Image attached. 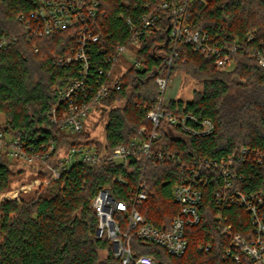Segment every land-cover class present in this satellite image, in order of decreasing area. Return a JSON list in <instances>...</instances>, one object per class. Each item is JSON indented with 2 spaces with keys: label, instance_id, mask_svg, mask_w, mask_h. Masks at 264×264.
<instances>
[{
  "label": "trees",
  "instance_id": "1",
  "mask_svg": "<svg viewBox=\"0 0 264 264\" xmlns=\"http://www.w3.org/2000/svg\"><path fill=\"white\" fill-rule=\"evenodd\" d=\"M89 1L99 3L105 21L101 30L111 42L129 44L132 32L127 19L138 24L145 15L157 16L152 34L139 43L141 68L130 67L121 88L111 89L103 102L104 139L92 141L101 150L111 153L136 137L142 126L151 129L148 112L156 109L161 96L157 78L168 75L173 80L177 74L201 88L193 92L191 101L171 99L166 112L209 119L215 131L195 137L167 132L163 124L157 129L156 150L185 160L228 157L243 146L264 150V70L250 56L264 42V0H194L185 12V24L192 32L209 37L212 46L217 44L222 51L237 47L231 72H219L215 56H206L192 44L173 42L172 9L184 0ZM164 3L168 8H163ZM31 7L30 0H0V40L17 38L8 48H0V117H4L0 132L38 146L32 139L39 136L41 142L49 141L48 114L77 75V65L54 64L56 57L71 54L77 33L72 29L29 41L19 15ZM49 133L64 148L90 141L88 132L71 137L57 130ZM24 171L47 183L31 201L20 197L0 201V264H119L111 243L96 236L98 219L90 206L105 187L126 200L142 172L149 189V198L140 208L145 218L162 227L179 210L172 192L180 180L174 163L154 165L136 157L126 168L112 161L96 166L76 164L58 179L35 166L0 162V193L7 192L13 178ZM117 177L124 183L115 181ZM209 177L202 186L201 223L187 230L186 253L174 257L158 246L135 241V254L150 255L160 264H251L245 255H241V262L226 256L231 240L223 234L216 216L223 212L234 224L235 233L249 230V217L239 207L217 208L219 185ZM235 184L242 191L264 189V171ZM202 244H209L210 250L199 249Z\"/></svg>",
  "mask_w": 264,
  "mask_h": 264
},
{
  "label": "built area",
  "instance_id": "2",
  "mask_svg": "<svg viewBox=\"0 0 264 264\" xmlns=\"http://www.w3.org/2000/svg\"><path fill=\"white\" fill-rule=\"evenodd\" d=\"M32 7L19 15L28 40L48 37L55 33L74 29L77 33L76 46L66 57H56L57 67L77 65V75L60 93L55 105L48 114V131L57 130L65 136H76L86 132L90 122L89 115L98 112L97 126L105 124L101 117L103 102L111 89L119 90L122 77L130 67L141 68L142 60L134 47H140V40L152 34L157 21L156 15L143 16L138 24L126 20L132 34L130 42H111L101 30L105 26L100 5L89 0H30ZM194 0L184 2L172 9V40L192 44L195 50H202L206 56H215V67L219 72H231L234 69L232 56L237 47L222 51L218 45L212 46L211 40L199 32H192L185 24V12ZM163 8H168L166 3ZM16 36L0 40V48H8ZM97 48V49H96ZM262 48V49H261ZM139 49V48H138ZM97 53V55L95 54ZM176 56V53H174ZM254 58L264 70V42L251 51ZM173 59V58H172ZM171 59V61H172ZM171 64V62H170ZM127 66L119 74L117 68ZM169 76L157 78L160 89L159 104L148 112L152 128L142 126L136 137L129 143L115 147L111 153L101 150L92 141L102 137L90 134V141L75 144L68 148L59 147L58 142L48 132L49 141L41 142L39 136L32 140L39 143L14 138L9 133L0 132V162L12 165L35 166L43 169L55 178L70 172L76 164L96 166L112 161L128 167L131 159L140 157L154 165L174 163L179 169L180 180L172 187L173 199L179 206L177 214L168 225L157 227L150 223L141 213L149 198V189L142 172L140 180L126 200L118 199L109 187L101 189L91 203L96 213L98 224L96 236L107 239L113 248L114 257L119 264H160L150 255H137L133 242L138 241L164 249L174 257L183 256L189 246L188 232L191 227L201 223L202 186L209 182V176L219 187L215 194L217 208L239 207L249 217V230L234 232V224L219 212L216 221L223 234L230 237V247L226 256L241 262L245 255L251 264H264V189L242 191L235 182L246 181L264 171V150L243 146L228 157L217 159L192 158L183 159L175 153L156 150L159 129L163 124L165 130L179 132L195 137H205L214 133L215 125L209 119L201 120L192 114L175 115L166 112L171 99L166 98L170 85ZM31 140V141H32ZM115 181L124 183L122 177ZM199 249L210 250V245H200ZM235 250V252H234Z\"/></svg>",
  "mask_w": 264,
  "mask_h": 264
},
{
  "label": "rangeland",
  "instance_id": "3",
  "mask_svg": "<svg viewBox=\"0 0 264 264\" xmlns=\"http://www.w3.org/2000/svg\"><path fill=\"white\" fill-rule=\"evenodd\" d=\"M138 46H135L134 53H137ZM127 69V66H119L117 72L122 74ZM239 81L242 82L240 79ZM200 85L196 84L192 80L183 77V74H177L174 79L170 82V85L167 90L166 98L175 97L183 101H191L193 97V92L199 90ZM0 121L4 122V117H0ZM90 122L87 124L86 132L102 137V125L97 126L98 112L91 113L89 115ZM16 166V165H15ZM19 166V165H17ZM43 183V180L37 176L35 173L30 171H24L22 174L16 176L12 180L10 189L7 192L0 193V201L4 199H15L23 198L26 201L33 200L40 187L46 184Z\"/></svg>",
  "mask_w": 264,
  "mask_h": 264
}]
</instances>
